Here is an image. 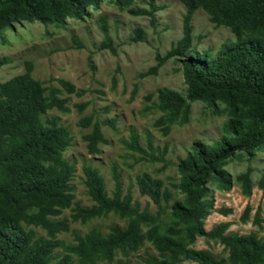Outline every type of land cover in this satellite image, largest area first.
<instances>
[{"label": "trees", "instance_id": "1", "mask_svg": "<svg viewBox=\"0 0 264 264\" xmlns=\"http://www.w3.org/2000/svg\"><path fill=\"white\" fill-rule=\"evenodd\" d=\"M103 1L123 8L135 0H0V33L21 22L62 25L67 18H82ZM180 1L185 8L182 36L168 56H178L186 93L167 87L157 90L153 106L161 115L155 125L167 134L172 124L187 122L191 102L202 101L212 113H226L221 135L211 143L194 141L178 158L174 195L148 173L135 177L139 193L154 204V211L147 204L141 207L129 189L122 191L115 169L108 195L98 169L90 164H83L81 170L92 203L82 206L74 200L70 184L74 165L63 154L70 144V132L57 117L46 113L51 109L68 111L67 99L59 97L62 90L76 96L85 90L62 78L57 79L60 87L44 85L32 77L31 65L26 62L24 72L0 82V264H131L126 257L144 241L156 250V254L140 257L145 264H179L187 259L197 264H264V236L224 233L227 223L209 230L203 225L212 207L211 191L231 185L223 166L236 155L248 159L264 148V0ZM198 8L208 14L211 23L228 27L234 35L235 39L216 53L210 48H192L190 19ZM128 9L133 14H150ZM9 61L0 56V66ZM114 123L113 118L99 122L90 116L79 120L82 127L91 126L83 135L89 153H98L97 144L106 142L100 125L114 127ZM123 143L141 159L165 161L166 146L157 154L148 152L134 130ZM250 172L247 167L234 177L245 195L250 194L252 185ZM256 184L264 189V171ZM64 209L70 210L68 217L61 216ZM218 211L226 214L230 209ZM248 211L246 206L242 220L247 219ZM108 213L124 219V224H111L106 232L97 227L83 234L72 230L68 242L56 236L69 230V222L84 223ZM254 221L259 223L258 213ZM198 236L218 240L227 256L216 258L193 248ZM118 251L126 259L115 258Z\"/></svg>", "mask_w": 264, "mask_h": 264}, {"label": "rangeland", "instance_id": "2", "mask_svg": "<svg viewBox=\"0 0 264 264\" xmlns=\"http://www.w3.org/2000/svg\"><path fill=\"white\" fill-rule=\"evenodd\" d=\"M128 8L147 10L150 14H133ZM184 13L180 0H135L123 8L103 1L82 18H67L62 25L21 22L1 31L0 56L10 61L0 66V82L24 72L26 62H29L32 77L44 85L60 87L57 79L62 78L85 90L80 96L62 90L59 97L67 99L68 111L62 113L51 109L46 113L48 117H57L70 132V144L63 154L74 165L70 184L74 200L80 205L92 203L81 170L83 164H90L98 169L108 195L113 189L112 173L115 169L122 191L129 189L141 207L147 204L154 211V204L139 193L135 177L148 173L160 179L174 195L176 191L172 184L179 178L176 171L178 158L185 155L194 141L211 143L221 135L226 113L214 114L202 101L191 102L187 122L172 124L167 134H163L161 126L155 125L161 115L153 106L157 90L167 87L183 95L186 93L178 56H168L171 46L182 36ZM101 22L106 26L109 42L105 40ZM190 25L191 45L197 51L210 48L212 53H216L235 39L228 27L211 23L201 8L192 13ZM86 116L99 122L115 120L114 127L100 125L106 142L97 144L99 152L95 154L87 151L83 139L91 126L79 124V120ZM131 130L137 132L140 144L148 152L157 154L166 146L163 152L165 161L141 159L139 153L127 149L123 140L129 138ZM247 167L251 168L249 195L243 194L234 180ZM223 168L231 177V185L227 189L211 191L212 207L204 217V228L209 230L216 224L227 223L224 233L254 232L257 237H263L264 189L258 188L256 182L264 171V148L248 159L236 155ZM246 206L249 211L244 221L241 215ZM219 208H228L230 212L222 214ZM69 212V209H64L61 216L68 217ZM256 213L259 223L254 221ZM114 223L123 225L124 219L108 213L84 223L69 222V230L56 236L68 242L72 239V230L83 234L89 228L97 227L106 232ZM34 229L38 235H44L42 230ZM192 247L206 250L216 258L227 256V250L218 240L205 236L196 237ZM147 254H156V250L144 241L126 258L131 264H145L140 257ZM115 258L126 259L119 251ZM179 264L197 263L187 259Z\"/></svg>", "mask_w": 264, "mask_h": 264}]
</instances>
